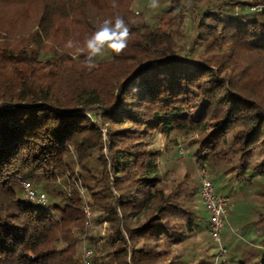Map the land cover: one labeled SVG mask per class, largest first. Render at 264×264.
Here are the masks:
<instances>
[{
	"label": "trees",
	"instance_id": "1",
	"mask_svg": "<svg viewBox=\"0 0 264 264\" xmlns=\"http://www.w3.org/2000/svg\"><path fill=\"white\" fill-rule=\"evenodd\" d=\"M135 1L0 0V264H85L83 237L87 264H215L175 252L206 216L199 183L166 180L155 135L186 139L215 187L247 188L216 264H264V9L161 0L146 17ZM117 16L122 54L88 69L65 47ZM85 206L103 234L85 235Z\"/></svg>",
	"mask_w": 264,
	"mask_h": 264
},
{
	"label": "rangeland",
	"instance_id": "2",
	"mask_svg": "<svg viewBox=\"0 0 264 264\" xmlns=\"http://www.w3.org/2000/svg\"><path fill=\"white\" fill-rule=\"evenodd\" d=\"M161 1V0H159ZM264 2V0H248V2ZM147 7V10L144 8ZM134 8L139 10L140 12H143L146 17L151 16L152 12L154 13L156 9H152L149 7L148 0H137L134 3ZM191 25V14H188V17L185 22V28H190ZM187 33V32H186ZM187 38L185 36L179 38V44L182 47V51H185L187 49ZM197 138V136H194ZM152 146L159 151V161H160V170H168L165 178L168 179H184L187 180L189 183V187L191 188L195 184L199 183V171H200V164L195 162V157L192 154L193 148L187 145V140L183 139L181 137L176 138L174 141L166 138L161 135H155L154 140L152 142ZM179 146L183 148V152H179ZM207 165V163H205ZM208 166V165H207ZM209 168V167H208ZM210 170V168H209ZM211 173V170H210ZM214 174L211 173L212 178ZM215 183H216V189L218 191H222L224 193H227L230 197V202H232L229 209L231 210V213H228L226 215V221L224 224V227L221 231V243L224 246L228 237H233L231 234V228H232V219L234 218V212H239L236 208V204L234 200L240 199L242 197V194L247 190V188L242 189L241 192L235 193L233 191L232 187H221L222 182L220 180H217L215 177ZM230 186V184H229ZM235 187V186H234ZM241 189V187H240ZM253 195L247 196L246 198L249 199ZM255 196V195H254ZM198 199V198H197ZM253 198H250L252 201ZM258 197L254 198L253 200H257ZM199 205L201 204L200 200L198 199ZM87 207V206H86ZM202 207V205H200ZM88 209V207H87ZM89 210L88 215V225L85 228V235L87 233L89 234V231H92L93 228V222H92V212ZM201 210H203L201 208ZM86 214V213H85ZM206 216V213H205ZM264 221V219H263ZM106 230L105 223H101L100 225H97L95 228H93V232H98L99 234H103V232ZM87 238H82L78 244V251L81 254V258L84 259V252L85 250L89 249L87 247ZM183 248H176L175 252L185 250V254H189L190 256L192 254H195L198 256V258L202 260H207L209 253H215V264L216 263H222L224 260V255H220L218 253V245L217 242L214 241L210 236L206 229V218L202 220V224L200 226L199 231L196 234L189 235L185 241L183 242ZM210 260V259H208ZM205 262V261H204Z\"/></svg>",
	"mask_w": 264,
	"mask_h": 264
},
{
	"label": "built area",
	"instance_id": "3",
	"mask_svg": "<svg viewBox=\"0 0 264 264\" xmlns=\"http://www.w3.org/2000/svg\"><path fill=\"white\" fill-rule=\"evenodd\" d=\"M149 2V0H148ZM237 9L245 12H259L264 9V2H250ZM137 13V11H135ZM179 152H183V148L179 146ZM199 187L198 197L206 213V229L211 238L217 242L218 253L223 255L225 248L221 243V231L226 221V215L230 206V197L227 193L218 191L214 185L210 170L205 163L199 166ZM26 195L39 203H44L46 196L43 192H38L30 188L26 182H22ZM85 213L88 217L89 210L85 206ZM90 256V250L84 252V263L87 264V258Z\"/></svg>",
	"mask_w": 264,
	"mask_h": 264
},
{
	"label": "clouds",
	"instance_id": "4",
	"mask_svg": "<svg viewBox=\"0 0 264 264\" xmlns=\"http://www.w3.org/2000/svg\"><path fill=\"white\" fill-rule=\"evenodd\" d=\"M112 6L116 7L115 0H112ZM149 7L157 9L159 0H149ZM130 31L125 21L117 16L115 20L105 19L85 41L83 46L69 39L65 45L66 48H75L78 54L87 53L84 64L88 69L94 68V58L102 56L106 50H110L115 55H120L127 47Z\"/></svg>",
	"mask_w": 264,
	"mask_h": 264
}]
</instances>
